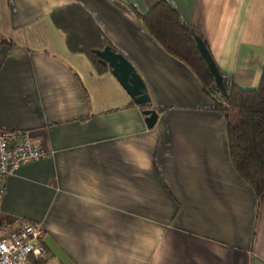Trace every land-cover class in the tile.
Segmentation results:
<instances>
[{
  "label": "crops",
  "instance_id": "crops-1",
  "mask_svg": "<svg viewBox=\"0 0 264 264\" xmlns=\"http://www.w3.org/2000/svg\"><path fill=\"white\" fill-rule=\"evenodd\" d=\"M156 1L0 0V128L50 153L3 178L0 224L39 222L43 264H264V193L232 166L225 115L142 24ZM168 1L222 75L257 86L264 0ZM70 3L141 77L152 127L110 69L68 49L50 11Z\"/></svg>",
  "mask_w": 264,
  "mask_h": 264
},
{
  "label": "trees",
  "instance_id": "trees-1",
  "mask_svg": "<svg viewBox=\"0 0 264 264\" xmlns=\"http://www.w3.org/2000/svg\"><path fill=\"white\" fill-rule=\"evenodd\" d=\"M138 16L155 41L167 53L188 66L202 89L212 98L214 107L225 115L232 166L256 196L264 193V63L258 84L253 88L240 87L232 82L231 77L228 81L225 75L221 74L226 89V95H223L196 47L190 32L191 26L181 19L168 0H157L146 12ZM50 18L64 34L69 50L86 54L98 71L110 69L107 64L98 61L95 51L105 46L117 50L79 4L56 6L50 11ZM195 32L198 33L196 30ZM202 39L208 49L205 39ZM4 41L6 40L0 35V42ZM138 106L142 111L146 108L153 109L150 102Z\"/></svg>",
  "mask_w": 264,
  "mask_h": 264
},
{
  "label": "built area",
  "instance_id": "built-area-1",
  "mask_svg": "<svg viewBox=\"0 0 264 264\" xmlns=\"http://www.w3.org/2000/svg\"><path fill=\"white\" fill-rule=\"evenodd\" d=\"M228 81L229 76H225ZM42 137L26 129L0 128V199L2 180L18 167L50 155L42 147ZM44 230L36 221L14 217L0 224V264H43L48 251Z\"/></svg>",
  "mask_w": 264,
  "mask_h": 264
},
{
  "label": "water",
  "instance_id": "water-1",
  "mask_svg": "<svg viewBox=\"0 0 264 264\" xmlns=\"http://www.w3.org/2000/svg\"><path fill=\"white\" fill-rule=\"evenodd\" d=\"M190 32L193 36L198 51L204 58L210 72L213 75L215 84L218 86L220 92L223 95H226V89L222 83V75L218 70L215 61L207 49L201 35L196 33L193 27H190ZM95 54L98 56V61L101 64H107L110 67L111 73L116 77L119 83L130 95L134 103L144 104L149 102V97L144 82L122 52L114 51L110 49L109 46H105L101 50H96ZM142 113L144 114L146 125L148 127H152L157 118L156 111L151 108H146L142 111Z\"/></svg>",
  "mask_w": 264,
  "mask_h": 264
}]
</instances>
